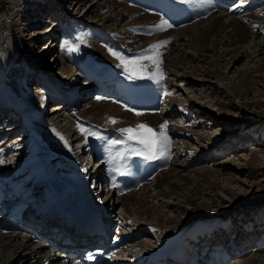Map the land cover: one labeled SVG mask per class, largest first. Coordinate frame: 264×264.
Returning a JSON list of instances; mask_svg holds the SVG:
<instances>
[{"label": "bare ground", "instance_id": "6f19581e", "mask_svg": "<svg viewBox=\"0 0 264 264\" xmlns=\"http://www.w3.org/2000/svg\"><path fill=\"white\" fill-rule=\"evenodd\" d=\"M51 1L53 2V0ZM75 1L76 0H72V3ZM143 1L147 3H142L140 0H137V2L136 1L132 2L134 6H128L123 2H119V1L115 2L114 0H105L102 3L106 2V5L108 7L109 6L114 7L112 10L115 9L117 10V8L120 5L124 4L127 7L128 14H124L120 12V10L119 11L117 10L115 11V14H109V15L104 14V16H102L101 18L102 20L99 19V22L102 23L100 25L111 28L110 30L114 37L119 35V33H117L114 30V28H112V24L114 23V21L115 22L118 21L119 18L129 17L128 23L131 24L132 26L134 23L135 24L143 23V22L151 23L148 26L150 27V30L153 33L154 31L159 30L161 28L160 25L164 20L167 21V24L172 25L171 27H168L167 24L163 22L165 24L164 33L152 37L149 36V33H147L146 30H144V27H148V26L136 25V27L133 26L135 30L132 31V28L129 30V32H135V34L137 32V36L139 37V39H137L138 42L141 39H143V43L141 45L139 44L138 46L140 47V49L137 48L138 50L136 52L137 54H139V56L145 55L148 52H150L152 48H155L156 51L160 54V60L162 61V63L160 64V69L163 72V76H164L163 79H160L158 74H156L153 78H148L152 74L157 73V69L149 61H144L143 63L148 65V70L146 73H144L145 78L141 80H146L147 82H149L150 84L156 87L159 85L163 86L165 84L167 90L169 88L168 87L169 85H174V87L177 86L181 87V85H185V87H187L188 85L194 86L191 91H195V93L191 95L190 92L189 93L187 92L185 95L187 97L186 101H188L187 103L188 107H190L188 109L196 110L199 111V113H201L200 120L198 121H206V120L213 121L215 119L218 122V119H220V116L217 117L215 115L216 112H213L211 110H206V107L204 103H202V101L208 95L206 92L207 88H211V87L216 88L217 86L219 88H227L231 83V81L235 79V78L234 79L226 78L221 75L222 72H221V68H219V65L222 61V57L223 60H228L227 56L230 54L229 55L230 60H228V64L225 65H229L232 63L233 66L234 64H236V62H238L240 58H242V56L243 57L245 56L248 60L245 61L243 65L240 66V68L237 67V70H235L238 73L239 79L234 80L238 84H235V82H233L232 90L235 91L240 97L242 95H244L245 97L244 91L248 90L245 88H248L250 86L251 87L256 86L255 87L256 90L260 89L258 87L259 81L264 80V30H263L264 16L263 15L250 16L251 14L249 13L246 14L247 16L248 15L250 16L249 22L251 23V26H247L246 25L247 23L245 24V22H242L243 18H241L242 19L241 20L238 19L240 18L239 16L235 18V16H230V13L226 14L221 11L219 15L215 14L216 16H214V18L209 21V24H207L205 28L199 26L201 19L200 20L197 19L196 21L187 24H179L178 27H173L174 26L172 24L173 19H171L173 13L171 9V0H165L167 6L166 8H170V12H171L170 15L167 17L165 16V12L161 13L156 9L151 10L149 8L151 6L150 0H143ZM81 2L82 0H77L75 4H77V6L80 7ZM98 3L95 4L92 3L91 1L87 3L88 8H86L85 6L84 14L79 16L77 19L80 20L79 23H82L83 21L84 22L87 21L88 23L89 18L94 16V12H96L97 9L100 12L101 8L99 9ZM135 3L146 4L148 8H144L143 6L136 5ZM82 4H84V2ZM102 13L103 12H101L100 14L97 13L96 16H99ZM87 17L89 18L87 19ZM175 23L177 24V21ZM91 29H92L91 35H88V33L86 34L83 32L84 38L82 37L83 39H81V41L79 42L77 40L78 43L75 44V47L78 50H80V48L81 50H84V52L82 53L81 50L79 52L85 58L82 59L83 61L81 60L75 61L76 56L74 57L75 59H72L70 55H67L68 61L71 60L72 62L69 65L68 63H66L67 61L65 59L66 54L61 55L56 60L59 64L61 63L62 71L64 72L66 71L68 72L70 71V69L73 70L72 67H75L76 69L79 70L86 69L83 70L82 73L77 71V74L79 73V75L73 76V81L76 79L73 87H77L75 89L79 90L78 95L81 96L87 95L88 92L90 91V87L93 86V84H91L90 82L86 83L87 85L86 88L85 87L79 88L78 86V83L81 84L80 81H82L83 83L88 81L87 78L88 75L94 80H99L100 85L106 87L104 88V94L96 97L95 99L88 100V104L83 109L76 108L77 98L80 99L81 98L80 96L74 98V95H72L71 98L69 97L70 99L65 96L59 98L61 100L53 104V108L51 112L49 110L47 114H44V117L42 118L43 119L42 122L40 121L37 123L34 121L37 118L39 119V110L43 111V106L47 98L48 99L51 97L55 98V96H58L57 90L61 88H62L61 93L63 94H66L67 91L70 92V89L63 91L64 87H66L67 85L66 81H62V82L60 81L59 83H57V85H55L56 83L54 84L52 79L51 80L45 79V81L49 82L48 85V88L50 87L49 91L44 92L41 95L39 94L33 95L36 98V101L31 99L29 100V102L26 103H25V98L28 96V93L30 95H32L33 93L24 91L26 89L23 88L22 80H19V82H15L13 89L7 88V86L9 87L8 82L5 83L3 87H1L6 90V93L3 98V100L5 101H0V120L2 118V115L5 112H8V110H11L12 114L16 115V118L18 117V115L25 113L27 114V116H29L28 119L30 123L29 124L27 123V125L28 126L30 125L31 129L30 130L28 129L29 131H27L29 132V136L28 139L26 138L24 140L25 146L23 144L22 146H20L19 142H15V144H19L18 146L19 148L16 149L15 147L17 146L14 147L13 144H11L12 147L11 146L10 147L14 148L12 149V151H18V149L22 150L24 146L25 149L23 150V152L25 155L22 156L20 153H18L16 157L12 156L9 160H5L6 158L1 160L3 162L0 163V178L6 177V180L10 181V186H13L12 187L13 189H19L20 191L25 190L29 186L33 178L37 176L38 178H42V180L38 179V181L44 184V188L41 191H39L40 188L38 187L37 191L39 192L36 191L35 196L34 194H32L33 196L32 204H34L35 208L41 206L42 207L41 210L44 207L54 203V199L56 198L54 192L57 189L68 185V181L71 180L72 177L68 174H64V172H68L70 170H76L77 167L80 166L78 160H80L79 158L82 150H87L89 156L88 159L89 162L93 160L94 156L92 150L93 147L96 145L97 140L105 135L106 132L103 130L104 127H106L107 125L108 126L114 125L116 129L120 131L121 129L128 127L134 128L138 124H146L151 128L155 129L157 132H159L161 122H164L161 116L163 115L164 111L162 112L160 111L157 114H151L149 113V111H139L134 109L130 110L123 103L116 101L113 102L112 99L108 98V95L111 92L110 90H108V86H107L109 82H114V83H118L119 85H122L123 78L129 79L130 77V73L125 70L122 60H118L111 53L115 52L119 54L124 60L135 59L138 56L131 58V56L127 54L125 55L126 58H124L123 55L121 54L122 53L121 46L123 44L121 45L120 42H116L112 38L108 39V41L109 40L111 41V44L110 45L108 44V46L103 47L101 46L102 44L101 45L96 44L95 41L93 40L96 39V36L93 37L92 34L93 33L100 34L101 30L97 31L98 29L95 28L94 26H91ZM54 30L55 29H53V27H47V29L44 31H54ZM249 31L252 35V38L254 37V39L252 40L251 39L249 40L248 37ZM91 36L93 37V39ZM142 37H146V39L144 40V38ZM32 38L35 39V37ZM117 39L120 40L119 37ZM120 41H122L123 43L124 41H127V43L131 42V45L137 43L136 41H133L130 38V36L129 37L124 36L123 39ZM52 44L54 45L53 41L46 49L48 50L53 48ZM150 44L151 45L153 44L152 45L153 47H150L149 46ZM244 46L245 48H243ZM221 47L223 48V50L221 49ZM189 48L194 50L193 51L194 53L189 52L188 50ZM196 51L197 54H195ZM94 55L98 58L106 57L105 58L106 60H100L98 58H95ZM194 62H198V64L195 65ZM96 64L97 67L99 65H104L101 66L102 70L104 71L103 76H101V74L98 73L97 74L91 73L90 72L91 70L89 71L87 70L86 66L92 67L95 66ZM10 67L16 69L14 65H10L9 68ZM72 72L70 71L69 74H71ZM192 73H196V75L200 74L201 77L198 76L194 77ZM1 79H2V75H1ZM132 79H136V78H132ZM1 85H3V83H1ZM82 88H84V90ZM169 91L172 90L170 89ZM196 96L198 97V99H196L197 98ZM1 97H3V93L1 94ZM14 98H21V99L23 98V99L19 102V101H14ZM171 102L169 103V105H171L170 113L179 111L176 110V108H174L175 104H171ZM163 106L168 107V105H163ZM65 112L67 113L65 114ZM184 112H186V110H184ZM136 113H140V115H137ZM184 115L180 114V116H184ZM188 115L189 113L186 112V117ZM112 119H114L116 123H111ZM14 120L19 121L18 118L17 119L14 118ZM14 120H13L14 124H11L10 122L7 123L8 130L4 131V133L0 131V133H2L1 134L2 136H0L2 138L0 139L2 145L8 141L6 138L9 134L17 132V129L12 130L14 127L17 126V122H15ZM1 123L5 124L4 119ZM9 125H12V127H10ZM174 125L175 123L167 127L166 131L169 137V147L167 151L160 153V154L168 155V157H170V164L166 168L162 169L159 173H157L152 178L151 181L147 182L145 185L139 188V190L138 189L131 190L119 194V193H115L114 190L110 192L111 189L109 188L106 192L107 205L111 207L109 213L113 214L116 217L115 219L121 222L125 220L124 217L126 218L128 217L130 219L132 218L135 221L134 227L130 226L132 229L127 228V226L124 224L126 223L125 221H123L124 223L123 222L121 223V231H125V232L127 231L125 235L127 238L124 239L128 241L132 237L139 238L137 234L140 237L146 235V238L144 240L137 241L134 244L136 245V247H138V252H131V251L127 252L128 247L127 246L122 247L118 251L116 262L112 264H119L122 260L125 261L128 259H131L130 263H133L139 258L146 259L147 257H152L154 261L156 259H160L163 261H171L172 263H177L179 261L177 258L183 259L184 257L183 254H180L182 247H177L176 252H174V254L173 253L171 254L170 251L176 245L175 243L178 240L183 241L184 244L187 245L185 246V248L183 247V249L187 251L188 255H190L192 258L189 261V264H198V260L197 261L195 260L197 257L196 254L191 255V253H193L194 251V246L196 245L194 244V241L191 240V238L194 239L195 237V233H194L195 230H193L194 227L193 226L190 227L188 224H184V220L188 218L187 215H185L184 218L182 219H178V216L180 215L182 210H185L187 208L185 204L189 203L194 208V210H196V217L198 218V220L203 219L208 221L210 219V216L212 217V215H209L207 213L206 215L203 212L204 210L211 207L210 199L206 195L211 192V189H213V187H216L217 183L208 182L209 180L208 181L205 180L206 178L205 175H203L201 179H199V177L192 178L191 172L189 173L186 171H188V168L193 164H197L199 159H201L202 157H211V155H213L215 152L219 150H221L220 152H224V151L228 152V150L229 151L234 150L236 149L237 145H232L233 143L230 144V143H224L226 141H221V143H223L224 145L222 144L219 147H214L213 144V147H211L212 142L203 143L202 141L201 142L199 141L200 143H198L197 146L192 147L190 141L189 142L190 144L188 143L186 147L182 146L183 143H179L177 146L176 145L177 142L185 141L184 138L181 140L182 136L189 137L191 139L198 138L204 140V138H208V137L210 138V136L213 135V133L211 131L208 132L205 130L203 131H197L196 129L188 130L187 128H185L186 126L185 127L181 126L182 127L181 128V127H174ZM101 126H103V128ZM0 127H2V125ZM81 129H84L85 131L82 132ZM89 133H93V134L96 133L97 135L93 137L94 135H89ZM71 135H75L74 139L71 137ZM238 135L241 137L242 133L241 134L238 133ZM61 137H63V139H61ZM172 138H175L174 141L175 144H173L174 146H172V141H171ZM71 139H73L75 143H72ZM72 144H74V146ZM174 148H176V150ZM14 159H19L21 161V164L19 165L17 164L14 167L12 166L5 167L8 163L10 164V162H12V160ZM27 162H29L28 164L30 166L32 165L33 167L32 169H30L33 170V173L30 174L32 176H30L31 178L29 182H27L26 176H17V174L23 173L25 171L21 167H23V165H25V163ZM221 165L222 166L225 165V162H223ZM91 168L92 167H90V169ZM83 170L86 171V168H83ZM220 170H222V167L220 168ZM198 171L200 170L197 169V173ZM80 174H82L81 175L82 181L84 183H87L89 186H91L92 178L95 176L98 177L99 182H101L102 180V171L100 170L99 167L96 168L93 166L92 170L90 171V174H85L82 171H80ZM74 182H76V180ZM205 182H207V184H205L206 187L204 186ZM165 185H167V187H165ZM152 187H154V189ZM157 188H159V190H156ZM140 189H142L143 191L142 192L143 197L134 198V195L140 192ZM179 189H181L182 191H180ZM228 190L229 188H227V191ZM92 191L94 190L92 189ZM173 195H176L174 196V199H177V201L168 200L166 198L164 199V196L172 197ZM203 196L206 197L201 199V197ZM42 197H45V199H42ZM159 197H161L162 199H160ZM184 201L186 203H183ZM163 208L164 209L168 208L169 210H172L174 213L172 215L171 213H169L171 216L170 215L166 216L165 215L166 213L164 212ZM155 212H157V214H154ZM142 223L147 224V226H150L151 229H147V228L144 229L138 226L141 225ZM163 226H166L167 230L162 231ZM221 230L222 229H219L218 231L222 233ZM46 231L47 229L44 230V232ZM192 231L193 233H189ZM214 231L215 229L211 230L209 235L210 237L216 236V235H212ZM49 234L59 244H62L61 243L62 238L64 236H67V238L69 237L73 242L72 243L73 246L80 245L79 243L74 244V242H78V238H77L78 234L75 232H69L67 230H64L62 227L59 228V231L50 229ZM60 234H62L61 239L59 238ZM158 237H163L165 241L164 240L163 242L159 241ZM256 239L257 238H255V240ZM262 239H264V236ZM209 240L212 241L211 243L207 244L209 248L210 246L213 245V243L215 245L220 244L219 243L220 241H218L217 238H212ZM247 242L248 241L246 240L245 242L246 248L248 246ZM261 244L264 245V243ZM261 244L257 245L259 246V248H257L258 250H263L264 246H262ZM134 245H131L132 249L134 248ZM202 246L205 245L202 244ZM139 247L141 248L139 249ZM231 253L236 256L235 260L227 264H264L263 262L264 257L260 258L259 255L257 256L255 253L248 257H244L243 256L244 254L242 252L240 253V251L236 249L232 250ZM197 254L199 253L197 252ZM199 255L203 257L204 259L203 262L205 264L207 263V260L211 261V262L208 261L207 264L215 263L213 262L214 261L213 254L208 250L204 251L202 254ZM34 258L37 259L35 262L34 261L32 262L31 260ZM45 263L69 264L68 262L63 260L62 257L58 256L57 252H53L52 248L45 247L43 246V244L33 241L31 236H22V234L19 235L18 233L4 234L0 232V264H45Z\"/></svg>", "mask_w": 264, "mask_h": 264}, {"label": "rangeland", "instance_id": "374dc122", "mask_svg": "<svg viewBox=\"0 0 264 264\" xmlns=\"http://www.w3.org/2000/svg\"><path fill=\"white\" fill-rule=\"evenodd\" d=\"M76 1L72 3V0H60V1L53 0V2L51 0H0V82L3 83V85H1L0 83V101H5L3 100V98L5 96L6 90L1 87H3L4 84L7 82L9 85V87L7 86V88L13 89L14 83L19 82V80H22L23 88L26 89L24 91L33 93L32 95L28 93L29 97L27 96L26 97L27 99L25 98V103H26V102H29V100L31 99L36 101V98L33 95L35 94L41 95L44 92H48L50 88V87L48 88L49 82L45 81V79H48V80L52 79L54 84L56 83L55 85H57V83H59L60 81L61 82L66 81L67 85L66 87H64L63 91L70 89V92L68 91L66 92V95L69 94L70 96H66V97L71 98V96L74 95V98H76L80 96L81 97L80 99L77 98L76 108L83 109L84 107H86V105L88 104V100L90 99L92 100L97 97L96 89L94 88V86H92L90 87V91L88 92L87 95L85 96L78 95L79 90L75 89L77 87H73V85L75 84L74 82L76 80L75 79L73 81V76L79 75V73L77 74V71L82 73L83 72L82 69L79 70V69H76L75 67H72L74 71L70 69V71L71 72L73 71V72L69 74L70 71L68 72L62 71L61 63L59 64L56 60L61 55L66 54L65 55L66 56L65 59L67 60L66 63L70 65L72 62L71 60L68 61L67 55H70L72 59H75V58L79 59L80 57H84L81 54L82 52H84V50H81V48H80L81 53H79L80 50L69 52L68 48L73 47V46L75 47V44L84 38L83 32L86 34L88 33V35H91V32H92L91 26H94L95 28H97L98 29V30L96 29L97 31L101 30L100 34H97V33L92 34L93 37L96 36V39H93V37L91 36L96 44L98 45L102 44L101 46L103 47L108 46V44L109 45L111 44V41L110 40L108 41V39L112 38L116 42H120L121 44H123V49H126V51L122 50L121 54L123 55L124 58H126L125 55L127 54L130 55L131 58L139 56V54H137L136 52L138 49H140V47L138 46L139 44L141 45L143 43V39L140 38L141 40L138 42L137 39H139V37L137 36V32L135 34V32H129V30L131 28H132V31L135 30L134 27H136V25L148 26L151 23H145V22L138 23V24L134 23L133 24L134 27H133L131 24L128 23L129 17L119 18L118 21L116 22L114 21V23L112 24V28H114V30L117 33H119V35H117L116 37L117 38L119 37L120 40H122L124 36H128V37L130 36V38L133 41L137 42L136 44L131 45V42L127 43V41H124L123 43L122 41L116 39V37L112 35V32L110 30L111 28L104 27L103 25H100L102 23L99 22V19L102 20L101 18L102 16H104V14L105 15L115 14V11L117 10L118 11L120 10V12L124 14H128L127 7L124 4L128 6H134L132 3H130L129 0H114L115 2L119 1V2L124 3L123 5H120L117 8V10L116 9L112 10L114 7H110V6L108 7L106 5V2L102 3L105 0H82L80 7L77 6V4H75ZM89 1L95 4L99 2L98 7L99 9L101 8L100 12L97 9L96 12H94V16L90 18L87 17V19L89 18L88 23L87 21H85L86 24L84 21L82 22L84 24L79 23L80 20H77V19L79 16L84 14V7L86 6V8H88L87 3ZM133 1L137 2V0H131V2ZM140 1L142 3H147V2H144L143 0H140ZM83 2L84 4H82ZM142 3H135V4L139 6H143L144 8H148L146 4H142ZM101 12H103L101 15L96 16L97 13L100 14ZM248 13L251 14L250 16L252 15H255V16L263 15L264 16V11H256V12H248ZM215 14L219 15L220 11H215L211 15L205 18H202L200 20L199 26L205 28L207 24H209V21L212 20L214 16H216ZM250 16L248 15V18L246 19L243 18V20L241 18H238V19H241L242 22H245V24L247 23L246 24L247 26H251V23L249 22ZM164 21H162V24L164 26L161 24L160 25L161 28L159 30L154 31V33L150 30L149 26L144 27V30H146V32L149 33V36L151 37L157 36L158 34L161 35L165 31V24L163 23ZM47 27H53V29L55 30L54 31H44L47 29ZM173 27H176V26H173ZM32 37H35V39ZM248 37H249V40L254 39V37L252 38L250 31L248 32ZM142 38H144V40L146 39V37H142ZM52 41L54 43V45L52 44L53 48L47 50L46 48H48V46L50 45ZM152 45L150 44L149 46L153 47ZM243 48H245V46ZM221 49L223 50L222 47ZM188 50L189 52L194 51L191 48H189ZM200 53H203V52H200ZM195 54H197V51L195 52ZM229 55L227 56L228 60H230ZM95 58H98V57L95 56ZM105 58L106 57L104 58L99 57L98 59L106 60ZM228 60H223V57H222V61L219 65V68H221V72H222L221 75L226 78H232V79L235 78L236 80H238L239 76L235 70H237V67L240 68V66H242L243 63L248 60L245 56L244 57L242 56V58H240L238 62L234 64V66L232 65V63L229 65H225V64H228ZM194 64L196 65L198 64V62H194ZM10 65H14L16 69L12 67L9 68ZM95 66H97V64ZM192 74L194 75V77H197V76L201 77L200 74L199 75L198 74L196 75V73H192ZM1 75H2V79H1ZM87 78H89V75L87 76ZM234 80L231 81V83L229 84L227 88H219L217 86L216 88L211 87V88L206 89V92L208 95L206 96V98L203 99L202 103H204L206 110H211L213 112H216L215 115L217 117L220 116V119H218V122L215 119L213 121L212 120L198 121L200 120L201 113H199V111H196V110L188 109L190 107H188V104H187L188 101H186L187 97L185 94L187 92L188 93L190 92L191 95L195 93V91H191L194 86L188 85L187 87H185V85H181V87L179 86L174 87V85H169V88L172 91H169V92L165 91L166 105H168V107L164 106L165 108L164 107L162 108L164 109L163 110L164 113L161 116L164 122H161V124H164L165 121H167V127L175 123L174 127H181V126L185 127L186 126L185 128H187L188 130H193V129H196L197 131L205 130L208 132L211 131L213 133V135H211L210 138L209 137L204 138V140L198 139V138L191 139L189 137L182 136L181 140L184 138L185 141L177 142L176 144L177 146L179 143H183L182 146L186 147L190 141H191L192 147L197 146V144L200 143L201 141L203 143L212 142L211 147H213V144H214V147L221 146L223 144L221 143V141H226L224 143H230V144L233 143L232 145H237L236 149L234 150H231V151L228 150V152L227 151L220 152L221 150H219L215 152L213 155H211V157H202L201 159H199L197 164H193L192 166L188 168V171H186L189 173L191 172L192 178L199 177V179H201L203 175H205L207 178V179L205 178V180L207 181L209 180L208 182H211V183H217L216 187H213V189H211V192L206 195L210 199L211 207L204 210L203 212L204 214L207 213L209 215H212V217L210 216L209 220L207 219L208 221L203 220V219L198 220V218L196 217V210H194V208L189 203H186L185 201L183 203H186L185 206L187 208L185 210H182L180 215L178 216V219H182L184 218L185 215H187L188 218L184 220V224H188L190 227L191 226L194 227L193 230H195L194 232L195 237L194 239L191 238V240H193L194 244L196 245H199V244L207 245L208 243H211L212 241L206 238L210 235V232L212 229L213 230L215 229L212 235H216V237L214 238H217L218 241L221 242L222 238L224 241H229V239L230 240L234 239V241H236L237 239H239L238 240L239 247H243V245L246 244L245 243L246 240L248 241V239L254 242L255 238L262 239L264 236L263 233H260V232H264V80L259 81V84H258V87L260 88L259 90L255 89L256 86L255 87L250 86L248 88H245V89H248L244 91L245 97L244 95L240 97L235 91L232 90L233 82H235ZM88 82H93V81L89 80ZM88 82L83 83L82 81H80L81 84L78 83L79 88L80 87L86 88L87 87L86 83ZM94 83L95 82H93V84ZM235 84H238V83L235 82ZM61 89L57 90L58 95L62 94ZM82 89L84 90V88ZM249 89L251 90V92ZM2 93H3V97H1ZM55 98L58 99L57 96H55ZM22 99L14 98V101L20 102ZM196 99H198V97ZM47 100L48 98L46 99V101ZM60 100L61 99L56 100L54 98H49V100L44 103L43 111H42L43 113L40 112V116L44 117V114H47L49 110L51 112L53 108V104H55L56 102ZM112 101L115 102V100H112ZM170 102L171 104H175L174 108H176V110H179V111L170 113V109H171V105H169ZM184 110H186V112L192 111L193 117L189 118V115L186 117V115H184L186 113L184 112ZM8 112L9 113H4L0 120V126L2 125V127H0V131H2V133L8 130L7 123L10 122L11 124H14L13 123L14 118L15 119L18 118L19 121L14 120L15 122H17V126L12 129V130L17 129V132L9 134L6 138L8 141L4 143L3 145L0 141V150H1L0 161L5 158H6L5 160H9L12 156L16 157L18 153H20L22 156L25 155L23 152V150L25 149L24 140L26 138L28 139L29 132L27 131L30 130L27 127L25 128V132H22L21 130H24L23 128L24 123L21 120V118L23 117L18 115V117L16 118V115L12 114L11 110H8ZM66 113L67 112H65V114ZM149 113L157 114L158 111L157 112L153 111ZM180 114H183L184 116H180ZM3 119L5 121V124L1 123ZM40 121L42 122L43 119L42 120L35 119L34 122L38 123ZM9 126L12 127V125H9ZM18 129H19V132H18ZM2 133H0V136H2L1 135ZM238 133L240 134L242 133V136L240 137ZM74 136L75 135H71L73 139H74ZM0 139L2 138L0 137ZM73 139H71V142L75 143ZM171 141H172V146H174L173 144H175L174 142L175 138H172ZM15 142H19L20 146H22L23 144L24 145L23 149L22 150L18 149V151H12V149L14 148L11 149L12 147L11 144H13L14 147L17 146L15 147L16 149L19 148L18 147L19 144H15ZM72 145L74 146V144ZM174 149L176 150V148ZM19 159H20V156H19ZM19 159L12 160V162H10V164L8 163L5 167H8V166L14 167L16 166V164L18 165L21 164V161ZM79 159L80 160L83 159L82 160L83 162L78 160L79 164L80 162H82V166H85L88 164L87 163V160H88L87 150H82V152L80 153ZM223 162H225V165L222 166L221 164ZM28 163L29 162L25 163V165L21 167L25 171L23 173L17 174V176H26L27 182H29L28 179L31 178L30 176H32L30 174L33 173V170H30L33 167L32 165L30 166ZM221 167H222V170H220ZM197 169L200 170L198 171V173H197ZM87 171L89 172V169ZM205 184H207V182L204 183V186L206 187ZM165 187H167V185H165ZM43 188H44V184H43ZM43 188L39 189V191H41ZM152 188L154 189V187ZM227 188H229L228 191H227ZM156 190H159V188H157ZM179 190L182 191L181 189ZM143 191H144V188H143ZM143 191L142 189H140V192L134 195V198L143 197V193H142ZM174 196L176 195L172 196L173 199L170 196H167V197L164 196V199L166 198L168 200L177 201V199H174ZM206 196L201 197V199H203ZM159 198L162 199L161 197ZM163 210L166 213L165 214L166 216L170 215L169 213H171V215L174 213L172 210H169L168 208L166 209L163 208ZM157 212H155L154 214H157ZM124 219H125L124 221L127 222V225L129 226L127 228L132 229L130 226L134 227L135 221L132 218L130 219L128 217L127 218L124 217ZM254 222H255V226H254L255 228H254V231H252V225H254ZM138 226L144 229L146 228L151 229V227L147 226V224L145 223H142L141 225H138ZM216 229L218 230L222 229L221 230L222 233H220V231ZM164 230H167L166 226L162 227V231ZM256 230L258 231L261 230V231L258 232ZM251 231L254 232L253 235H256L255 238L254 236H252ZM10 233H17V232H5L4 234H10ZM189 233H193V231ZM221 235H224V236H221ZM138 237L140 236L138 235ZM246 237H250V238H246ZM145 238H146V235L132 240V242L129 244L130 247L127 249V252L128 251L138 252V247H136V245L134 244L137 241L144 240ZM158 238H159V241H162V242L163 240L165 241L163 237H158ZM261 243H264V239L261 241ZM131 245H134L133 249ZM250 245H248L244 251L247 253L243 252L244 257H248L254 253L257 256L259 255L260 258L264 257V248L263 250H258L257 248H259V246H257L256 244H250ZM261 245L264 246L263 244ZM140 248L141 247H139V249ZM236 250H239L241 253V249H236ZM204 251L205 250H202L201 252H198V253L202 254ZM231 252L232 250L230 251L228 250L227 253H229V257L221 259L220 262H224L223 264H227V263H231L232 261H234L236 256L232 254ZM222 253H225V250H223ZM36 259L37 258H34L31 261L35 262Z\"/></svg>", "mask_w": 264, "mask_h": 264}, {"label": "snow or ice", "instance_id": "6c2138e0", "mask_svg": "<svg viewBox=\"0 0 264 264\" xmlns=\"http://www.w3.org/2000/svg\"><path fill=\"white\" fill-rule=\"evenodd\" d=\"M167 24V21H164ZM168 27L172 25L167 24ZM76 47H69L68 51L73 52L77 51ZM118 60H122L123 66L126 71L130 73L129 78L143 79L145 78L144 73L148 70V65L144 64V61H149L157 69V73L152 74L148 78H153L156 74L159 75L160 79H163V72L160 69V54L156 51L155 48H152L150 52L145 55H141L131 60H124L119 54L112 52ZM140 115V113H136ZM111 123H116L114 119L111 120ZM167 121L164 124L160 125V131L157 132L155 129L151 128L146 124H138L134 128L128 127L121 129L120 132L124 135L125 139L120 141H111V146L116 144H124L128 142H135L136 145L140 146L138 148L130 149L128 154L142 155L145 160H152L158 157V152L162 153L167 151L169 147V137L167 135ZM81 131H85L81 129ZM89 135H94L89 133ZM63 139V137H61ZM115 158H122V154L117 152ZM3 161H0L2 163Z\"/></svg>", "mask_w": 264, "mask_h": 264}]
</instances>
